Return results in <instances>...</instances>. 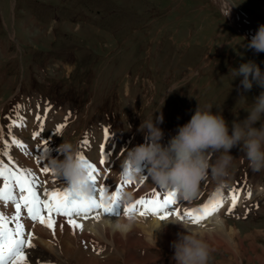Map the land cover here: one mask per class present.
<instances>
[{"label":"rangeland","instance_id":"obj_1","mask_svg":"<svg viewBox=\"0 0 264 264\" xmlns=\"http://www.w3.org/2000/svg\"><path fill=\"white\" fill-rule=\"evenodd\" d=\"M231 1L252 21L264 22V0ZM217 2L0 0V153L10 143L0 161L14 166L13 138L32 143L39 138L36 145L46 143L58 159H63L61 143L71 141L98 165L103 144L106 152H116L112 159L119 158L109 181L114 191L127 151L147 142L140 130L144 119L155 122L163 115L158 127L167 144L198 104L211 105L231 134L233 121L244 120L264 91L256 84L245 91L232 69L252 60L264 72V52L246 47L252 37L239 32ZM22 118L28 121L26 131L17 128ZM261 124L264 117L255 126ZM229 154L233 160L224 186L209 173L187 205L196 209L214 199V192L228 198L236 189L234 213L222 217L235 231L199 235L212 250L208 264H264V169L254 172L239 146ZM218 155L212 154L211 161ZM149 181L143 185L147 190L155 186ZM131 184L140 187L137 181ZM134 252L151 254L144 264H175L174 253L161 245L139 244ZM128 258L124 253L111 264H126ZM60 259L75 264L66 255Z\"/></svg>","mask_w":264,"mask_h":264},{"label":"clouds","instance_id":"obj_2","mask_svg":"<svg viewBox=\"0 0 264 264\" xmlns=\"http://www.w3.org/2000/svg\"><path fill=\"white\" fill-rule=\"evenodd\" d=\"M256 53L264 52V24L260 25L256 34L246 45ZM234 78L242 77L240 84L247 91L253 84L264 89V72L252 60L232 69ZM247 117L242 121H233L231 134L228 123L219 113H213L211 105L201 107L199 104L191 119L179 126L176 134L167 144L161 141L164 132L158 124L163 123V115L144 119L140 130L146 133V143L136 145L127 151L121 161L122 174L130 181L144 178L141 165L147 167L152 182L165 190H175L178 197L191 199L195 196L199 184L211 174L223 187L229 175L233 156L230 150L239 146L244 153L248 166L259 172L264 169V124L256 127V123L264 117V91L252 103ZM58 151L63 159L51 161L56 176H62L70 184L74 196L89 199L92 196L90 169L78 158V145L71 141H63ZM219 153L215 162L210 157ZM127 197L122 194L120 200ZM111 196L105 195L107 204ZM113 228L126 231L131 220L119 219L113 222ZM187 229V228H186ZM175 264H208L211 249L206 241L195 232L187 229V234H180L172 242Z\"/></svg>","mask_w":264,"mask_h":264},{"label":"bare ground","instance_id":"obj_3","mask_svg":"<svg viewBox=\"0 0 264 264\" xmlns=\"http://www.w3.org/2000/svg\"><path fill=\"white\" fill-rule=\"evenodd\" d=\"M217 3L220 5V8L225 12L228 18L231 19V22L238 28L239 32L243 33L245 36L250 34L251 37L256 34L260 24L254 21H241L239 15L233 8V2H230V0H218ZM241 16H244V14L241 13ZM248 23L249 25H247ZM27 126L28 121H26L24 118H22V120H20L17 124L18 130L20 129L26 131L25 127ZM38 139L33 143L30 140H20L25 145L24 148H18L14 145L13 155L16 161L14 166L8 164L9 167H12L13 169H31L41 181H48V184H45L44 187H49V185L55 181L56 187L60 188L61 190H70L69 182L62 176H56L51 171L48 173L41 171L43 166H47L52 169L51 161L58 158L54 157L51 150L48 149L49 147L47 149L44 147L46 143L44 145H36L39 142ZM108 160L109 159L107 158L106 162H108ZM105 168L112 171L108 176L103 177L104 172H106L103 170ZM98 169H101L99 174L100 185L103 184V179H107L105 185L109 191L106 194L111 196L113 191L112 188L114 189V186L109 184V181L113 180L115 170L108 169V167L104 165H99ZM143 172L145 173V169H143ZM1 180L2 178H0V181ZM2 186L3 184L0 185V187ZM37 188L40 190V185H37ZM125 188H127V190H125ZM146 188H148V186ZM155 191H157V189ZM122 194L126 195L127 198L125 201L123 200L122 203L121 200H119L113 206V212L111 214L105 215L102 210H98L100 214L99 220L94 218L96 215L95 212L89 214L88 219H84L83 216L76 217L77 222L83 224V229L76 230L75 233L73 232L72 227L66 223L65 218L57 217V227L55 228V234H53V230L48 229L39 223H33L25 216L23 219V222L25 223V235L31 231L33 236L32 243L35 245L34 248L25 250L30 256L27 264H37V262H39V264H62L60 258L64 255H66L68 259H73L75 264H111L118 260L119 257H122L124 253L129 254V258L125 260L124 263L144 264V262L151 257V254L146 253L143 257L136 254L134 249L139 244H144L145 247L161 245L174 253L172 242L177 240L180 234H187V229L190 232L197 233L198 235H200L202 232L207 234L210 231L219 233L217 235H224L227 233L231 235L229 231H235L234 228H230L229 230L226 227L228 222L224 221V217L221 215V211L225 208V206L227 207L230 205V203H232L230 195L228 198L225 197V204H223V206L218 211L210 215L207 222H205V225L200 227L203 230H199V228L187 225L188 220L185 217L181 219L176 214L169 218L167 217L165 220H161L159 215H153L151 213L146 216H141L139 211L142 209L132 212L130 217L123 215V209L126 206L133 204L141 197L146 199L152 197L153 191L150 192L149 190L145 189L143 185L139 188L137 186L132 188L131 186L124 185L121 189L120 196ZM165 195L166 194H163L161 198ZM213 195L214 199H219L222 194L219 193L218 195V193L214 192ZM184 200L185 199L182 198V201ZM211 200H213V198ZM183 205L186 207L185 203H183ZM198 208L200 207H197L196 209ZM172 209H174L173 206H171L170 210L172 211ZM189 210L192 209L189 208ZM8 211L11 212L14 211V209H9ZM180 213L182 214L181 211ZM117 219L124 222L130 219L131 226L126 231L115 230L112 224ZM61 222L64 223V227L62 229L59 227ZM207 224H211L212 227L209 228ZM217 235L214 237L216 238ZM230 237L233 238V236ZM213 241L215 242V240ZM110 245L113 247H109ZM64 264H66V262Z\"/></svg>","mask_w":264,"mask_h":264},{"label":"snow or ice","instance_id":"obj_4","mask_svg":"<svg viewBox=\"0 0 264 264\" xmlns=\"http://www.w3.org/2000/svg\"><path fill=\"white\" fill-rule=\"evenodd\" d=\"M37 119L39 120L41 117L38 116ZM104 131L107 140L108 129ZM11 144L18 148L25 147L16 138L12 139ZM85 144H87L86 140ZM4 154L7 155V148H5ZM106 156L107 152L102 144L100 165H105ZM78 158L90 169L92 196L87 200L74 196L69 189L61 190L56 187L55 181L49 187H44L45 184H48V181H41L31 169H13L7 163L0 161V178L3 179V186L0 187V264H27L30 256L25 250L32 249L35 245L32 243L31 231L28 232L27 236L25 235V223L23 222L25 216L33 223H39L53 230V234H55L57 217L65 218L66 223L72 227L75 233L76 230L83 229V224L78 223L76 217L83 216L84 219H88L89 214L95 212L94 218L99 220L98 210H102L105 215L113 212V206L120 200L122 187L131 184L132 181L125 179L124 175L121 174V184L119 186L115 185L110 203L105 204L104 198L109 190L105 184L97 187L101 169H98L97 165L90 162L82 153L78 154ZM103 170L107 171L106 168ZM41 171L44 173L51 171L55 174L47 166H43ZM37 185H40V190H38ZM229 195L232 203L231 207L228 208V212L231 214L236 207L239 193L236 189H232ZM175 196V190H170L162 198L158 192L153 190L152 197L147 199L141 197L133 204L126 206L123 209V215L130 217L132 212L142 209L139 211L141 216L151 213L159 215L161 220H165L169 215L175 213L181 219L187 216L192 223L199 224L201 220L218 211L223 206L225 199L221 195L219 199H213L204 204L202 213L193 210L181 214L179 209L168 211L172 205L177 203ZM247 196H251L250 191L247 192ZM9 209H14V211L9 212ZM59 227L62 229L64 223L61 222Z\"/></svg>","mask_w":264,"mask_h":264},{"label":"water","instance_id":"obj_5","mask_svg":"<svg viewBox=\"0 0 264 264\" xmlns=\"http://www.w3.org/2000/svg\"><path fill=\"white\" fill-rule=\"evenodd\" d=\"M230 2H233V1L230 0ZM233 7H234L235 12L239 15L241 21H243V22H251L252 21L247 16H241L242 12H240L239 9H237V6L234 4V2H233ZM262 24H264V22H262L260 25H262Z\"/></svg>","mask_w":264,"mask_h":264}]
</instances>
